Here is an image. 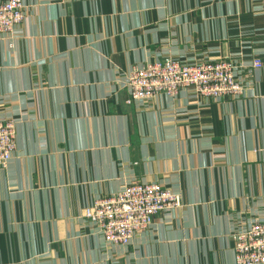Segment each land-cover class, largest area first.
I'll return each instance as SVG.
<instances>
[{"label": "crops", "instance_id": "1", "mask_svg": "<svg viewBox=\"0 0 264 264\" xmlns=\"http://www.w3.org/2000/svg\"><path fill=\"white\" fill-rule=\"evenodd\" d=\"M22 1L0 34V264H235L232 235L264 218V0ZM163 58L231 61L244 91L126 103L127 73ZM133 183L180 205L106 242L84 209Z\"/></svg>", "mask_w": 264, "mask_h": 264}, {"label": "built area", "instance_id": "2", "mask_svg": "<svg viewBox=\"0 0 264 264\" xmlns=\"http://www.w3.org/2000/svg\"><path fill=\"white\" fill-rule=\"evenodd\" d=\"M22 0L0 2V34L11 35L23 18ZM262 65L259 59L252 66ZM237 66L228 60L183 63L173 58L146 62L126 75V103L148 100L156 95L174 96L191 87L202 96H237L244 85L236 73ZM15 122L0 120V168H5L15 148ZM180 205L179 194L157 183L124 185L110 197L94 200L84 209V218L97 226L104 241L127 245L134 233L146 229L155 214ZM235 264H264V218L256 219L232 235Z\"/></svg>", "mask_w": 264, "mask_h": 264}]
</instances>
